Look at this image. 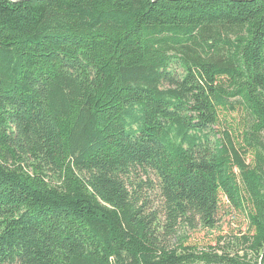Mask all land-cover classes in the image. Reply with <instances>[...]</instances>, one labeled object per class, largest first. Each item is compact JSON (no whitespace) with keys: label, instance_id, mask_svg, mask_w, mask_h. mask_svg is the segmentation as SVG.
Masks as SVG:
<instances>
[{"label":"trees","instance_id":"trees-1","mask_svg":"<svg viewBox=\"0 0 264 264\" xmlns=\"http://www.w3.org/2000/svg\"><path fill=\"white\" fill-rule=\"evenodd\" d=\"M0 264H264V0H0Z\"/></svg>","mask_w":264,"mask_h":264},{"label":"rangeland","instance_id":"rangeland-1","mask_svg":"<svg viewBox=\"0 0 264 264\" xmlns=\"http://www.w3.org/2000/svg\"><path fill=\"white\" fill-rule=\"evenodd\" d=\"M175 66V65H174ZM173 66V67H174ZM177 72L179 69L176 67ZM154 194H151V192L148 193V197L151 201H154L155 197ZM218 223L216 227L212 229H206L202 228L201 226H198L197 229L193 230L189 228H185V233L192 236L194 240H197L200 242V245L204 244H215V240H217V236L221 234H227L231 231L237 233L238 231H244L245 230V219L244 215L242 213L236 212H230L227 209H222L218 213ZM184 235V225L178 227L176 236L171 238V244L177 243V236Z\"/></svg>","mask_w":264,"mask_h":264}]
</instances>
